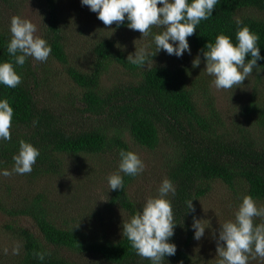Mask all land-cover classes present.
Wrapping results in <instances>:
<instances>
[{"label": "trees", "instance_id": "trees-1", "mask_svg": "<svg viewBox=\"0 0 264 264\" xmlns=\"http://www.w3.org/2000/svg\"><path fill=\"white\" fill-rule=\"evenodd\" d=\"M26 1H33L37 8L40 3L42 19L47 22L41 38L51 46V53L45 62L29 57L22 67L16 66L21 75L16 88L0 85V98H7L14 109L11 139L0 142V169L11 171L21 139L40 152L30 173L0 176V212L16 215L13 223L2 226L18 240V254L7 253L9 264H150L122 236V222L140 208L148 188L158 189L165 177L176 187L175 197H169L176 223L170 242L176 245V252L166 256L164 264H216L217 259L210 263L196 259L192 248L199 241L193 239L190 226L193 216L206 221V226L209 222L203 239L210 241L206 246L216 253L219 222L234 218L240 198L251 195L258 206L264 205V104L252 90L230 116L222 114L209 96L200 105L189 76L197 68L192 66V55L177 58L161 50L160 62L154 60L156 54L153 63L137 67L106 35L91 45L94 57L90 64L68 65L65 31L74 25L66 18L70 3L0 0V7L22 17L20 10ZM78 6L84 7L80 0ZM72 7L73 17L78 19L79 10ZM257 11L262 14H255ZM263 13L264 0H219L213 16L201 21L187 38L191 54L197 56L218 33L235 42L239 20L259 35L264 57ZM10 19L6 23L0 19V60L11 59L6 51ZM126 25L127 21L119 27ZM161 30L151 28V32ZM146 37L148 50L154 52L152 36ZM199 55L204 63L202 53ZM53 61L65 65L78 93L58 90L52 81ZM112 63L131 74L105 88L101 79ZM257 65L261 70L253 68V72L259 78L264 76V60ZM136 147L147 151L148 161L153 162L152 175L145 169L136 177L120 173L123 189L110 190L107 176L118 171L119 151L136 152ZM81 170L85 179L71 180ZM138 177L148 185L132 186ZM21 178L28 183L15 184ZM220 189L228 192L227 201L216 211H206L202 202ZM10 190L18 195L16 204L14 198L6 200ZM187 199H193L194 213L187 210ZM68 209L75 215L64 217L63 210ZM27 218L30 225L24 223ZM37 252L45 254L43 260L37 258ZM252 261L250 256L248 264Z\"/></svg>", "mask_w": 264, "mask_h": 264}, {"label": "clouds", "instance_id": "clouds-1", "mask_svg": "<svg viewBox=\"0 0 264 264\" xmlns=\"http://www.w3.org/2000/svg\"><path fill=\"white\" fill-rule=\"evenodd\" d=\"M82 6H87L105 26L116 22L117 27L127 21V28L139 31L142 36H152L155 51L146 47H135V51L127 56V60L137 67H146L153 63L152 57L163 50L167 55L177 58L185 53L191 55L188 37L201 21L213 16V10L219 0H80ZM159 5V6H158ZM235 42L224 33L216 34L214 40H208L203 49L192 61V66L201 63L199 53H202L204 71L212 77L210 85L217 90L231 89L241 84L253 68L259 72L257 61L264 60L260 54L259 35L242 22L237 20ZM156 26L162 30L151 32ZM36 26L28 19L13 16L10 19V36L6 41V51L11 57L0 60V85L16 88L21 83V75L16 66H23L27 58L45 62L51 46L38 35ZM141 36V37H142ZM246 56L250 59H245ZM14 109L7 98H0V142L11 139ZM36 121H33L35 124ZM39 149L23 139L19 141L18 150L12 156L11 171L0 169V176H10L13 173L23 175L32 171V166L39 156ZM118 171L107 176L110 190L123 189L124 176L136 177L145 168L139 155L131 150L121 149L118 153ZM176 187L167 177L163 178L155 195L145 197L139 209L122 222V236L126 238L135 254L146 258L150 264H164L166 256H173L176 245L170 242L174 235V211L172 201ZM193 199L185 200L188 211L195 212ZM233 219L219 222L218 234L215 235L216 264H248L249 258L264 259V205H257L251 195H243L236 207ZM260 218L256 223L255 219ZM191 229L193 239L199 241L210 227L201 219L193 216ZM7 251V250H5ZM18 248L13 254H18ZM38 259L43 260L45 254L37 252Z\"/></svg>", "mask_w": 264, "mask_h": 264}, {"label": "rangeland", "instance_id": "rangeland-1", "mask_svg": "<svg viewBox=\"0 0 264 264\" xmlns=\"http://www.w3.org/2000/svg\"><path fill=\"white\" fill-rule=\"evenodd\" d=\"M73 2V3H72ZM70 3V11L71 13H67L66 18L71 19L74 25H69L66 27L65 35L67 36L68 42V57H67V64L73 66H82L86 67L87 64H90L91 59L94 55L91 53L90 48L91 45L98 40L102 35H106L108 38H113L114 41L118 44V47L121 51L125 53L126 56L129 54L134 53L135 47H146L150 48L149 39L146 36H142L139 34V31H133L124 27H117L113 22L112 25L105 26L102 21H100L96 13L91 12L87 6L80 7L78 6V0H65V4ZM40 3L37 2L39 8L34 5L33 1H26L24 2V7L20 10V14L22 18H26L30 20L36 26V33L41 37L44 34L47 27V22L42 19L43 13L41 10ZM77 6L79 12H77L78 19L73 17V7ZM2 14L0 16L1 22L6 23L4 20H9L13 14L7 12L6 9H2ZM255 14H262L260 12H255ZM264 14V13H263ZM142 36V37H141ZM193 57L195 55L191 54ZM160 53H157V57H155V61L160 62ZM53 70H52V81H55L56 87L61 89L62 91H70L72 93H78L79 89L74 87V84L69 80L68 76L66 75L65 65H62L58 61H53L52 63ZM151 64V63H149ZM148 64V65H149ZM205 63H200V65L195 69L194 72L189 74L190 79L196 88L195 99L198 104L201 105V101L203 100L204 96H209L214 104L215 107L224 115L230 116L234 109L238 107V105L246 101L250 96L252 90L255 92V96L257 100L264 104V76L260 74V77L257 78L252 71L251 75H249L241 84L234 86L231 89L227 90H217L214 86L210 85V81L212 77L207 75L204 71ZM130 71L123 69L118 63H112L109 70H107L101 79V85L103 87L109 86L111 83L116 81L117 79H123L127 74H131ZM126 73V74H125ZM189 79V77H188ZM189 79V82H190ZM259 103V105H260ZM136 152L138 153L139 157L145 161V171L150 176L152 175V167L153 162L148 161V154L147 151L141 147H136ZM88 169L91 167L90 164L87 163ZM86 169V168H85ZM84 171L81 170L75 174V177L71 180L77 182L79 179L84 178ZM85 179V178H84ZM137 183L132 184L134 187H141L148 185V182L145 179L138 177L136 179ZM28 182L24 181L23 178L16 182L15 184L19 185H26ZM33 186V183L30 184V187ZM100 191V189H96ZM157 189L154 187L148 188L147 196L155 195ZM18 195L13 191L10 190L6 197V200L15 199V204L18 202L16 198ZM228 197V192L224 189H220L219 191L215 192V195L206 198L202 202L203 208L207 211H216L220 208L222 202H226ZM142 200L145 199V196L141 197ZM75 214H71L69 209L67 211L63 210V216L69 218L70 216H74ZM16 215H10L8 213L0 212V264H9L8 260L9 257L7 253L15 248L18 244V240L15 237H11L9 232L2 230V226L7 223H13ZM62 217V216H61ZM24 219L23 217H20ZM23 221V220H21ZM31 219L27 218L24 221L26 225H30ZM202 223H206L203 221ZM112 232V231H111ZM209 240H204L203 237L199 240V243L194 245L192 251L199 262H212L218 259L216 256L217 253H212L210 249L207 248V244H209ZM7 250V251H5ZM62 254L65 256L66 251L62 250ZM250 264H264V259L257 257L252 261Z\"/></svg>", "mask_w": 264, "mask_h": 264}]
</instances>
